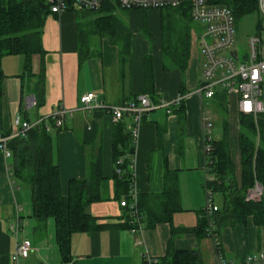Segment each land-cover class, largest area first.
Returning <instances> with one entry per match:
<instances>
[{"label":"crops","instance_id":"crops-1","mask_svg":"<svg viewBox=\"0 0 264 264\" xmlns=\"http://www.w3.org/2000/svg\"><path fill=\"white\" fill-rule=\"evenodd\" d=\"M122 16L132 33L130 55L125 63L120 48L99 37L90 38V57L82 62L77 19L72 12L48 17L42 38L44 53L32 58L30 73H26L25 59L21 56L0 60V134L12 135L15 116L23 121H35L52 115L59 107L71 111L63 128L52 133L53 158L60 167L62 194L68 195L71 180L87 178L91 160L100 156L106 179L104 201L92 204L89 212L107 224L122 227L74 234L72 259L64 263L54 221L50 219L46 228L37 229L31 208L20 207L26 203L27 196L18 193L13 154L12 158L5 159L0 152V264H14L16 238L11 226L18 218L21 221L19 240H28L33 247L30 256L19 264H145L147 257L163 259L166 256L172 227L193 229L199 222L198 212L202 211L205 200L204 147L210 112L207 108H219L218 101L197 93L202 85L204 65L199 44L202 30L192 29L186 72L168 70L164 67L162 13L133 10L123 12ZM147 56L153 59V94L145 91ZM88 93L96 94L107 106H120L145 94L155 97L157 104L173 105L182 99L179 106L171 107V114L160 108L147 115L139 128L132 168L134 188L139 196L164 192L166 165L178 173L182 211L174 214L171 224L150 227L147 213L152 203H146L144 222L134 229L126 226L129 212L121 206L123 195L116 192L115 125L107 111L95 107L83 109L80 99ZM29 99L35 101L33 107H28ZM179 107H183L181 112H177ZM15 146L16 140H11L9 148L12 150ZM221 240L226 258L237 262L250 253L264 251V228L258 229L249 219L246 225L226 228ZM174 245L178 251L197 250L205 264H215L213 244L202 235L178 236Z\"/></svg>","mask_w":264,"mask_h":264},{"label":"trees","instance_id":"trees-1","mask_svg":"<svg viewBox=\"0 0 264 264\" xmlns=\"http://www.w3.org/2000/svg\"><path fill=\"white\" fill-rule=\"evenodd\" d=\"M208 3L211 6L229 9L235 17L236 27L239 21L248 16H260L255 34L262 33L259 0H208ZM129 11L133 10L121 9L117 0H108L99 11L76 9L71 6L68 12L76 15L82 62L90 57L89 40L91 37L107 39L111 45L118 46L123 62L126 61L130 55L132 33L122 13ZM151 11L162 13L161 29L163 51L166 57L165 69L173 68L186 72L194 35L193 24L199 25L203 30L201 25L191 19L189 6L181 9L167 8ZM50 15L46 0H0V60L7 56H21L25 59L26 73H30L32 58L44 53L43 31ZM144 25H148L147 19ZM153 69L152 57H145V91L151 94L154 93L155 84ZM151 94H145V96L157 104L154 101L155 97ZM228 97L225 91H217L214 98L210 99L218 101L223 115L224 137L214 140L209 133L206 136L205 146L209 147V153L205 154L206 167L212 180L204 181V186L207 183L214 195L219 194L222 197V205L213 214L215 233L220 242L217 251L222 254L227 263L240 264L249 254L237 262L229 261L225 255L221 236L226 228L233 229L239 225H246L249 219L253 220L258 229L264 228V203L246 200L247 193L255 185L264 188V114L254 117L239 112L241 178L238 179L229 140ZM137 99L133 98L130 101L137 102ZM178 109L177 112H181L183 107ZM147 115L143 117L142 123ZM130 124V120L114 123L113 139L115 163L121 158L124 161L122 176L119 177L115 173L116 192L123 195L122 201L127 202H130L129 194L134 187L132 163L137 147L132 131L128 129ZM47 127L50 130H47ZM62 128L56 127L53 120L45 122L42 126L31 130L27 137L14 139L16 146L12 149V154L13 173L16 180L30 186L32 212L37 229L46 228L50 219L54 221L60 253L64 263H69L72 259L71 240L74 234L117 229L122 225L107 224L93 217L89 212L92 204L104 201L103 187L106 179L102 173L100 156L91 160L88 177L82 180H71L68 195L63 196L60 167L53 158L52 134L54 130L60 131ZM1 136L7 137L8 135ZM159 137L162 143V133ZM146 203H152L147 213L150 227L154 228L162 223L171 224L174 214L182 211L178 173L170 171L166 165L164 192L160 195H138L137 216L139 219L128 207H125L129 212L125 221L127 227L134 229L144 222L143 214L146 211ZM203 209L198 212L199 222L193 229L182 230L172 227V237L168 243L167 254L163 259L159 258L160 264H205L199 251H178L174 245L176 237L187 233L199 234L210 239L206 232L207 220L203 215ZM214 251L216 257L215 247ZM259 252L262 251L256 253Z\"/></svg>","mask_w":264,"mask_h":264},{"label":"built area","instance_id":"built-area-1","mask_svg":"<svg viewBox=\"0 0 264 264\" xmlns=\"http://www.w3.org/2000/svg\"><path fill=\"white\" fill-rule=\"evenodd\" d=\"M108 0H46L50 13L53 16H60L74 8L99 11ZM117 4L124 10H162L181 9L190 7L191 19L200 24L202 34L199 36L201 54L204 58L202 85L197 91L199 96L212 99L215 95V88L220 87L228 96L238 98V108L243 114L257 117L264 114V0H259V12L261 15V34H253L247 41V52L241 56L239 50L234 48L236 37V21L231 11L224 7L211 6L208 0H117ZM236 52L237 58L232 53ZM182 99H178L173 105L167 102L154 104L147 96L141 95L137 102L129 101L120 106H107L99 100L96 94L88 93L81 97L80 103L83 109L98 108L107 111L114 123L130 120L128 129L132 131L135 142H138L139 128L142 119L146 114L165 108L169 114L172 113V106H179ZM28 107H33L35 101L29 99ZM172 107V108H171ZM71 111L59 107L58 110L48 117L35 121H23L20 116H15L12 122L13 133L10 137L0 135V152L5 159L12 158V150L9 148L11 140L25 138L28 133L42 126L49 120L55 121L56 127H63L65 119ZM47 130H50L47 127ZM209 153V147H204V154ZM123 159L116 162V175L122 176ZM134 160L132 163V167ZM205 167V182L212 179L208 175ZM135 187V186H134ZM133 187L129 194L130 202L122 201V207H128L133 215H138V193ZM205 207L203 215L207 220V235L216 249V264H229L217 251L220 245L219 238L215 233L213 214L218 211V206L214 203L213 191L204 186ZM247 201L264 203V188L255 185L249 190ZM139 219V217L137 216ZM21 221L18 218L11 226L13 236L16 238V247L12 255V262L19 264L22 259H27L33 247L28 240H19ZM145 264H160L157 257H147ZM240 264H264V251L254 255L249 254Z\"/></svg>","mask_w":264,"mask_h":264},{"label":"rangeland","instance_id":"rangeland-1","mask_svg":"<svg viewBox=\"0 0 264 264\" xmlns=\"http://www.w3.org/2000/svg\"><path fill=\"white\" fill-rule=\"evenodd\" d=\"M260 20V16H248L241 21L238 22L236 27V37L234 42V48L239 50L241 56L247 52V41L249 37L257 32V25ZM196 29H199V25L193 24ZM0 71H2V66L0 65ZM221 91L220 87L215 88V92ZM235 100V101H234ZM228 120H229V140L231 144V148L233 150V155L235 159L236 165V175L237 178H241V155L239 148V126H238V118H239V108L236 101L235 96L228 97ZM209 120L207 124V131L209 135L214 140H220L224 137V123H223V115L221 110L218 108H207ZM17 184L20 187L18 193H22L27 196V200L25 204H21L20 207L27 210L26 208H31L32 211V201H31V189L30 186L20 182L17 180ZM214 203L220 207L222 205V197L219 194L214 195ZM205 207V200L203 203V208ZM28 214V213H27ZM33 215V214H32Z\"/></svg>","mask_w":264,"mask_h":264},{"label":"water","instance_id":"water-1","mask_svg":"<svg viewBox=\"0 0 264 264\" xmlns=\"http://www.w3.org/2000/svg\"><path fill=\"white\" fill-rule=\"evenodd\" d=\"M232 55H233L234 58H237L236 52H233Z\"/></svg>","mask_w":264,"mask_h":264}]
</instances>
